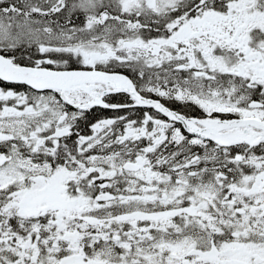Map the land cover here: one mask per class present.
I'll use <instances>...</instances> for the list:
<instances>
[{
  "label": "snow or ice",
  "instance_id": "obj_1",
  "mask_svg": "<svg viewBox=\"0 0 264 264\" xmlns=\"http://www.w3.org/2000/svg\"><path fill=\"white\" fill-rule=\"evenodd\" d=\"M0 264H264V0H0Z\"/></svg>",
  "mask_w": 264,
  "mask_h": 264
},
{
  "label": "flooded vegetation",
  "instance_id": "obj_2",
  "mask_svg": "<svg viewBox=\"0 0 264 264\" xmlns=\"http://www.w3.org/2000/svg\"><path fill=\"white\" fill-rule=\"evenodd\" d=\"M173 107L180 108V105L179 104H176V105H173Z\"/></svg>",
  "mask_w": 264,
  "mask_h": 264
}]
</instances>
